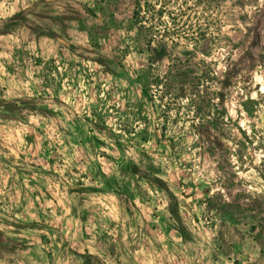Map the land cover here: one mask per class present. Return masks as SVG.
<instances>
[{
  "label": "rangeland",
  "instance_id": "rangeland-1",
  "mask_svg": "<svg viewBox=\"0 0 264 264\" xmlns=\"http://www.w3.org/2000/svg\"><path fill=\"white\" fill-rule=\"evenodd\" d=\"M162 1L0 0V264H264V0Z\"/></svg>",
  "mask_w": 264,
  "mask_h": 264
},
{
  "label": "trees",
  "instance_id": "trees-1",
  "mask_svg": "<svg viewBox=\"0 0 264 264\" xmlns=\"http://www.w3.org/2000/svg\"><path fill=\"white\" fill-rule=\"evenodd\" d=\"M135 7L130 18L129 26L130 29L136 30V40L143 43V46L146 47L147 51L153 55L154 57L164 58L168 51L167 42L170 41L174 43V36L172 33H169L167 29L161 34L159 32L158 26L163 22V17H170V12L166 11L165 6L167 5L166 1L159 2V0H134ZM93 6L92 8L85 7V11L93 18H97V15L102 17V22L105 29H114L118 25L115 21L114 14L111 12V4L115 3V0H92ZM159 2V3H158ZM160 5L159 9H156V5ZM86 30V29H85ZM93 29H89L86 31L89 41L92 46H97V38L93 35ZM155 46V48L153 47ZM157 60V59H156ZM181 61H177V65H182ZM170 76H180L187 75L185 71L181 68H170L169 73ZM137 82L141 87L142 95L145 99L150 100L151 96L149 93V79L148 74L145 71H142L138 78ZM201 81H198V84ZM196 87L197 85H193ZM232 220V219H228Z\"/></svg>",
  "mask_w": 264,
  "mask_h": 264
}]
</instances>
